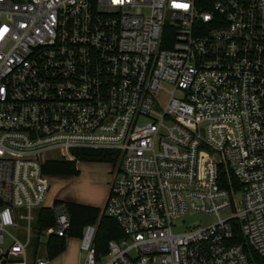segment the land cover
<instances>
[{"label":"built area","instance_id":"2783aa9c","mask_svg":"<svg viewBox=\"0 0 264 264\" xmlns=\"http://www.w3.org/2000/svg\"><path fill=\"white\" fill-rule=\"evenodd\" d=\"M80 149L112 152L123 231L99 254L86 226L82 264L264 260V0H0V264H53L27 251L43 167Z\"/></svg>","mask_w":264,"mask_h":264},{"label":"rangeland","instance_id":"374dc122","mask_svg":"<svg viewBox=\"0 0 264 264\" xmlns=\"http://www.w3.org/2000/svg\"><path fill=\"white\" fill-rule=\"evenodd\" d=\"M49 157L56 156L49 153ZM80 173L78 175H57L50 177V190L45 199V206L53 205L55 200L82 202L89 205L99 206L103 209L107 197L108 186L111 179L109 162L81 161L78 163ZM38 209L34 210L36 215ZM231 212L224 210L222 216H227ZM217 220L214 216H204L193 214L186 219V223L191 227L196 224L206 225ZM36 222L32 226V235L27 249L29 258L35 256L42 257L45 254V244L47 242L46 233L39 234ZM20 240L26 241L28 236L15 232ZM14 242L10 235L6 237V245ZM80 237H67L65 250L53 258V264H82L86 251L81 249Z\"/></svg>","mask_w":264,"mask_h":264},{"label":"trees","instance_id":"16d2710c","mask_svg":"<svg viewBox=\"0 0 264 264\" xmlns=\"http://www.w3.org/2000/svg\"><path fill=\"white\" fill-rule=\"evenodd\" d=\"M78 151L80 152V161L110 162L114 160L112 152L108 150L80 149ZM43 170L53 176L78 175L80 173L76 162L60 159L46 162ZM59 203H65L71 218V227L66 236L51 235L47 239V250L51 258L56 257L65 250L67 237L82 238L84 229L88 225H97L93 244L99 254L107 252L108 242L111 239L122 237L123 231L118 222L113 217L103 213V209L99 206L59 199L55 200L54 205ZM37 214V226L40 231L54 225L55 215L51 207H41L38 209ZM256 264H264V260L256 256Z\"/></svg>","mask_w":264,"mask_h":264},{"label":"crops","instance_id":"0c3cea01","mask_svg":"<svg viewBox=\"0 0 264 264\" xmlns=\"http://www.w3.org/2000/svg\"><path fill=\"white\" fill-rule=\"evenodd\" d=\"M108 190H109V186H108ZM107 193H108V192H107ZM79 203H82V202H79ZM50 206H51V205H50ZM50 206H49V207H50ZM47 251H48V250H47ZM52 260H53V258H52Z\"/></svg>","mask_w":264,"mask_h":264}]
</instances>
